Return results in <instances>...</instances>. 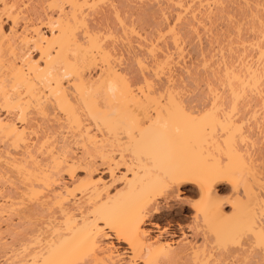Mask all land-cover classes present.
Wrapping results in <instances>:
<instances>
[{
	"label": "bare ground",
	"instance_id": "obj_1",
	"mask_svg": "<svg viewBox=\"0 0 264 264\" xmlns=\"http://www.w3.org/2000/svg\"><path fill=\"white\" fill-rule=\"evenodd\" d=\"M107 1L108 3L112 2V0H51V9L57 7L59 13L56 11L58 13L56 18L45 17V22H43L44 24L42 23V25L47 29L46 33L42 32L35 23L29 22L31 23L29 24L25 21L24 22L28 25H22L23 30L21 29V32L17 33L15 28L16 17L13 15V7L16 0H0V112H4L5 114H0V140L2 144L4 142L3 151L9 149L4 152L5 155L1 153L3 148L0 149V161L3 163L2 166L6 168L3 170L7 173H13L14 170V175H10L14 177H19L20 175L23 181L20 180L21 178L18 179L22 183L24 182L23 185H25V187H21H24L23 189L25 191H23L25 193L31 194L30 196L33 199L35 196H37L36 199H38V195H41V198L39 195V200L34 199L35 202L33 201L29 205H26L24 211L22 210L23 215L21 216H23L24 221L21 218L23 221L21 228L17 224V228H20L18 230V232L20 231L19 233H17V231H15L16 233L13 232L14 228H12V224H10L11 227H7L10 229L8 232H12V235L10 234L12 239L15 238L18 241L19 238L20 240L18 242L19 244L21 242V244L19 247L20 249L16 251L17 253L12 249L13 252L10 251L13 254L9 255V257L6 255V263L10 261L15 264H213L215 251H213L214 241H220V243L223 244V251L225 250L227 253L226 255H230L235 254L236 250H233L235 247L230 248L231 245L228 248L227 244L234 242V244H232V246H234L236 243H239L238 241L244 239L243 252L247 261H245V264H254L257 262L254 257H258L257 260H261V263L264 264V154L262 151H259L256 156L250 155L248 158L245 157L246 155L244 156L245 153L240 150V145L242 146V143L248 142L250 137L248 138L245 136L243 122L238 123L234 118L237 109H239L237 102L243 99V97L245 98V91L251 92V90H258L256 93H259L261 86L259 87L258 81L260 82L261 79L259 80L257 77V72L253 71V69L251 70L250 67L243 68L242 66L243 70L245 69L247 73L245 79H241L240 73H233L230 70L224 74L226 76L225 78H228L227 80L225 79L226 84H234L233 81L238 83V85L237 83L235 84L238 86V90L231 88L234 87L232 84L231 87L230 85H226L229 88L228 90H230L229 93L232 94V98L234 99L229 110L224 108V103L217 102L218 94L216 95L215 93L209 109L202 114L194 115L193 111H190L184 106L183 102L179 99L180 97H177V93L173 92V88L171 87L173 84L170 86L172 91L171 89H166V91L163 90V92H167L164 98H162V94L160 93L156 96L157 94L153 91V89H156L155 87L152 88L154 84L148 83L150 80L148 81L147 78L144 77V74L142 76L143 80H141L146 88L144 87L145 92L142 91L144 88H141L142 90L138 88L140 90H138L139 94L141 95V98H138V96L132 92L133 89L131 90V88L134 87L131 85L132 83L130 82L131 84H128L125 78L121 77L122 75L117 74L114 70L116 68L113 69V67L110 66L113 58V56L111 57L112 53H110L111 49L109 50L107 48L108 46H106V43V45L103 43L104 47L106 46V48H104L102 41L104 40L107 42L105 39L110 38L112 35L109 37L103 36L106 33L102 34L101 30L87 27V17L90 15L94 16V14L98 12L100 13V9L103 6H100L101 8L98 9V5H101L103 2L107 3ZM117 1L118 3L120 2V0ZM180 1L181 0L177 2L179 7L184 8L185 5V9L180 8L183 10V14L179 12L181 15H184L187 10L194 13V10H190L194 9L193 7L190 8L191 5L186 8L188 4H182L181 2H184V0ZM192 1V4L195 3L196 6L199 7L200 5L201 7V5L207 4L208 0ZM213 1L218 2V0ZM166 2H168V0ZM187 2L189 3V1ZM197 3L199 5H197ZM253 3L255 4V1H253ZM259 4L255 6L257 10H259V8H257ZM64 5L68 8V12L65 10L63 12ZM113 5V8L109 7L111 4L107 6L114 10L117 9L116 6L114 8ZM204 8L206 9V7ZM255 8L252 7V9ZM198 9L195 7V13L200 11V9ZM208 9L210 10L209 6L207 10ZM96 10L98 11L97 13H95ZM252 11L256 12V10ZM102 12L103 11L98 14L100 17L103 14ZM113 12L115 16V11ZM165 13H162L161 16ZM4 15L9 19L8 21L11 25L14 26L12 28L10 25V30L8 29L9 32L3 29L1 20ZM181 15H178V17ZM196 15L190 14V17L192 16L193 19L194 16V20L196 21ZM93 16V20L98 18L94 17V19ZM163 16L164 18L166 17L165 15ZM203 16L204 15H202V17ZM116 17L117 21L119 20L118 22H120V14L119 16L116 15ZM90 21L92 20L90 19ZM262 24L264 25V23ZM187 27L189 28L190 26ZM89 29H91V31ZM175 38H177V36L174 37L172 43L176 44L178 41L176 42ZM151 47L153 46L151 45ZM162 49L164 48L161 47V50ZM30 50L38 54L37 59L32 58L33 56L31 57ZM148 50H150V48ZM151 51L152 50L147 51V53ZM258 51V57L260 58L261 56L262 58L264 56V49L261 50V48H258ZM180 53L181 51L178 50L177 56L178 54L180 55ZM167 54L168 53H166V55ZM166 55L163 53L165 58L167 57ZM167 58L170 59L169 55ZM167 58L166 60L164 59L163 65H166V62L169 61ZM172 58V61H170L174 63ZM100 60L106 65V69L105 71L103 70L101 77L94 81L86 79V76L84 78L82 73L88 71L86 69L91 66L96 67V62L99 63ZM160 60L159 64L161 65L163 61L160 63ZM113 61H115L114 58ZM139 62L140 61L137 62V66ZM171 63L169 64L168 62L166 66L173 67ZM143 65L141 67H143ZM160 65L154 67L160 70L162 69L161 66H163ZM143 69L144 68H142V70ZM227 69L228 68L224 71ZM157 70L155 71L156 73L154 72L155 75L157 74ZM160 72L162 71L160 70ZM169 72H167V75ZM229 74H231L230 77H228ZM262 75L264 77V74ZM65 78L67 79L65 82L69 81L68 78H70V81L67 82L68 86H70L69 88H73L74 91L78 92V99L80 98L84 103V106L79 108L83 109L86 107V112L88 110L85 114L87 115L89 113L90 117L88 115H85V117H88L87 119L83 117L85 124L87 121L89 122L87 126L81 121L82 116L79 117L82 114L79 115V112H77V101H75L73 97L71 98V95L68 94L62 84L64 81L62 79ZM166 82L164 83L165 86ZM263 82L264 80L260 83ZM110 85L114 86L113 90H110ZM257 86L259 88H257ZM175 88L174 91H176ZM234 88H236V86ZM176 89L178 90V87ZM74 95L75 93L73 96ZM160 99L164 101V103H161ZM148 108H153L152 116L149 114V111H147ZM53 109L54 111L58 109V114L60 111L63 113L60 112L61 116L60 114L59 116L62 117L63 115L62 118L65 119L64 121L69 122L73 126L71 129L74 128V130H76L72 131L76 136H79L78 141L83 142L81 141L83 139L87 141L85 142L87 143L85 149L83 148L85 147L83 146L85 143H80L81 147L83 146V150H85L83 152L84 154L82 153L83 156H80L81 159H76L77 157H74L75 154H71L72 150L66 143L65 145L62 144L64 146H60L61 148H58L56 142L55 145H53L54 142L51 141L52 144H49V140L48 142L45 140L48 135L46 136L40 133L41 136H46L44 137L45 139H40V136L38 139L36 138L35 134H38L35 132L37 126H34V128L36 127L34 130L32 122L34 123L36 117H38L37 119L49 118L50 115L54 113ZM10 114H13V116L10 117ZM32 115L33 117H31ZM59 116L54 113V117L50 118H54V120H52L57 122V117L59 120H62ZM115 117H120L124 123L126 121V123L128 122L131 124V128L135 133L134 135L131 134L132 136L129 137L131 144L134 142V144L138 146L140 143L141 146L139 145V147H142V144L147 143L145 145L146 147H144L151 151V154H148L149 152L144 150L147 152V155L146 157L142 156V154H144L142 153V149V151H140L142 154L139 152V156L136 155L138 152L136 153L135 150H133L135 152L131 151L133 155H126L122 150V148L126 146L121 144L120 141H116V147L108 146L109 143H107L106 147L101 144L99 140L100 137L96 138V131H94L95 133L92 132L94 135L91 134L92 130L89 132L92 128H98L99 126L96 125L99 123H101V125L103 124V126L105 125V127L107 125L108 128L111 126L110 124L112 122V125H119L117 122L114 123L113 120H115ZM30 118L35 119L31 120ZM118 118L116 120H118ZM49 119L47 120L50 122L51 119ZM17 120L21 125L17 124ZM59 120L58 123L60 122ZM89 120L92 121L91 123H96V125L92 124L93 127L91 126L88 128L91 124ZM142 120H145V122L147 121L146 127L144 128H141L140 125ZM64 121L62 123H64ZM65 125L69 126L66 122ZM97 128L95 130H97ZM97 131L99 132V130ZM99 133L102 132L100 131ZM33 134L35 137L32 140L36 138V141L31 143L30 137ZM90 134L93 136L91 137ZM162 137L165 141L163 140L164 142L158 145V140ZM94 138L99 140L98 142L100 143L91 141L95 140ZM34 142H36V144H34ZM237 143H241L239 147H237ZM137 146L134 145L132 148L135 147L136 149ZM222 146H225L223 149H225L226 152L228 150L227 154L230 153L229 155H232L234 159L237 158L236 163L231 167H234V165L239 166L235 167L236 169L231 168L233 171L225 168L226 165L224 164L223 167H221L220 165L222 164L214 158V160H208L212 155V153L209 152L215 150L218 154ZM138 150H140V148ZM8 151L10 152L7 153ZM131 152L130 154H132ZM226 152L222 153L226 154ZM114 153L118 154L116 155L117 159L114 158ZM134 153L136 154L134 155ZM2 154L4 159L2 158ZM71 155H73L74 158ZM245 158L249 159V162L246 161ZM94 159H99L98 165H96V160L94 161ZM232 161V163H234L235 160ZM255 161L258 163L256 164ZM2 166L0 171L3 168ZM118 168L124 170V172L116 177L114 174L117 172ZM7 169L11 171H7ZM98 169H101V171H98ZM234 169L239 173L235 175ZM77 170H83L82 172L85 171L83 178H76L75 172ZM5 171H3L4 173H0V176H2V174L6 176L7 174ZM96 173L101 176L108 175V180L111 183L109 182V185L104 183V179L101 178L100 175H98V178H95L94 175ZM62 175L66 176V179H62ZM5 178H7V180L9 179L8 176ZM10 180L11 179H9V181ZM20 181L19 183H21ZM117 182H121V188L116 190L112 189V185ZM223 182L231 185L234 192L240 186L242 188V191H240L243 192L242 196L244 195L242 198L244 201L238 200L237 198L241 199L239 197L240 194L238 195L239 190H237L238 192H233L234 198L231 205L233 204L232 207H235L234 212L237 211L239 215L235 216L237 212L231 214L234 216L233 218L238 216L235 220L230 215L229 217H224L226 224L230 223L227 225H225L224 222L221 224L225 214L221 217L220 213L222 212H220L219 207H217L220 203L217 204L215 198L217 197L216 186ZM188 184L194 186L199 196V201L197 203L189 205V208L194 212V224L192 225L191 235L194 237L198 231L197 229L200 228L198 226H201V224L198 223V219H201L202 223L205 224V226L202 224L203 227L206 228L205 238L203 237V245H201V247H195V245H191L192 243H178L176 246L172 247L169 243L160 241L159 239L147 238L145 236L146 231L143 227L146 220L151 217L155 218L152 215L159 214V200L168 202L171 197H178V192L182 190L180 188ZM238 184L239 186H237ZM10 193L7 196H10ZM25 193L24 195L27 197ZM1 195H4V193L0 194V196ZM6 197L4 200H7ZM27 198L30 200V197ZM239 202L242 204L240 203V205ZM1 203L0 201V214L2 215L3 213L1 211H4V208L6 211L8 206L6 207V204L3 203L2 208ZM10 205L8 209L10 210L11 208L12 210L14 205L12 203H10ZM51 210L53 214L48 213L50 216L52 215L49 217L46 213L52 212ZM45 214L51 218L49 220H52V222L50 221V223L48 222L49 220H46L47 229L41 233V227L39 226L40 228L38 229L36 225L38 226V221H41L38 218L41 217L42 219V217H45ZM35 216L38 220H35ZM31 218H34L37 224L31 222ZM40 223H42V221ZM203 227L202 229L204 230L205 228ZM17 228L15 227V229ZM38 232L41 234H38ZM179 233L183 235L181 231H179ZM173 235H176L175 232ZM220 235H222V237ZM110 238L116 240L118 243H123L126 248H124L121 253L113 251L112 245L108 246L109 244L106 245L103 243V239L110 240ZM18 253L21 255L19 260H15L17 261L16 263L14 259H18ZM244 254L242 256H244Z\"/></svg>",
	"mask_w": 264,
	"mask_h": 264
},
{
	"label": "rangeland",
	"instance_id": "obj_2",
	"mask_svg": "<svg viewBox=\"0 0 264 264\" xmlns=\"http://www.w3.org/2000/svg\"><path fill=\"white\" fill-rule=\"evenodd\" d=\"M166 1L167 0H122V1L120 0V2L118 3L117 0H112V2H109V3H108V1H107V3L103 2L101 5L100 4L98 5L99 6L98 9H100L102 6L104 7V8L102 7L100 9V13H101V11H103L102 12L103 14L100 17V15H98L100 13L96 10L95 13L98 12L97 14H94V16L90 15L89 17H87V22H86L87 27L88 28L90 27L91 29L94 28L96 30L97 29L101 30L102 34H104V33L108 34V35L105 34L103 36L109 37L112 35L110 38L105 37L108 39L104 38L105 40H107V42L102 39L103 40L102 44L103 43L107 44V45L106 44L105 45L108 46L107 48L109 50L111 49L110 50L111 51L110 53H112L111 57L113 56V58L115 60V61H113V58H112V62L110 61L111 62L110 66H112L113 69L116 68L114 70L117 72L118 75H122L121 77L125 78V80L128 82V84L132 83L131 85H133L134 87L131 86L132 87L131 90L133 89L132 92L136 96H138V98H141L140 97L141 95L139 94L140 90L138 88L143 89L145 87V85L143 84V81H142L143 80L142 76L144 74V77H146L148 81L150 80L148 83L154 84V86L152 85V88L155 87L156 90L153 89V91H154V93L157 94V95L155 94L156 96H158V94L160 93V94H162V98H164L165 94L167 93V92H165L166 89L167 90L171 89V91H172V88H173V92L177 93L176 94L177 97H180L179 99L181 100V102H183L184 106L187 107V109H189L190 111H193L194 115L202 114L203 112H205L206 110L209 109L210 104L213 101L215 93H216V95L218 94L217 102H221L222 104L224 103L223 104L224 108L229 110L230 105H232V102L234 101V99L232 98V94L229 93L230 90H228L229 88L226 85H230V87L232 85L234 87L236 86V88H234V87H231V88H233L234 90L235 89L238 90V86H237L238 83L236 82L237 85H235L236 84L235 81H233L234 84L233 83H230V84L225 83L228 78H225L226 76L224 74H226V72H228V70H230L233 73L234 72L240 73L239 75H241V79H245L247 77L246 76L247 73H246L245 69L243 70V68L244 67H250L251 70L253 69V71L257 72L256 73L257 77L259 78V80L261 79L260 82H262V80H264V77L262 75V74H264V64H263L264 63V56L262 58H261V56H260V58L258 57V52H259L258 48H261V50L264 49V25L262 24V23H264V0H250V1L249 0H247V1L246 0H242V1L241 0H218V2H214L213 0H208L207 4H204L203 6L201 5V7L197 3V5H199L200 8L198 6H196L195 3H194L195 5L192 4L193 3L192 0H186V2H185V0H184V2L181 0L182 2L181 1L180 2L182 4H184V3L188 4L186 6V8L190 7V5H191L190 8H192V7L194 8V9L188 8L190 10H194V13L192 11L189 12V10H187L189 13L186 11L185 12V14L187 13L186 15L185 14L181 15V14H183V12H182L183 10H181V9H185V5H184V8L179 7V5L177 4V2L179 0H168V2H166ZM187 1H189V3H191V4H189ZM215 1H217V0H215ZM253 1H255V4L253 3ZM256 1L258 2V4L261 3V4H259V7H257V8H259V10H257L255 8V6H258ZM50 3H51V0H42V1L41 0H38V1L37 0H16V3L13 7V10H14L13 15L16 17L15 18V21H16V24H15L16 27L15 28H16L17 33L21 32V29L23 28V26L28 25L25 22H27V23L33 22V24L35 23L37 25V27L40 30H42V32L46 33L47 29L44 27V25H42V23L45 22L44 19H46L48 17L56 18L58 13H59L57 11V7L56 8L53 7V9H51L52 7L50 6L51 5ZM113 3H114V5H113ZM166 3H169L171 7L169 6V4H166ZM252 3L254 6L252 5ZM105 4H107V5L111 4V6H109V7H112V5H113L114 8L116 6V8L119 11L117 9H115V10L112 9L113 7L108 8V6ZM207 5L209 6L210 10L209 9L207 10V8H208ZM65 6L66 5H64L63 12H64V10L67 11V9H68ZM195 7H197V9L198 8L200 9L199 12H196L197 15L195 13ZM204 7H206V9ZM252 7L255 9H252ZM201 8L203 10L204 9L205 10L203 11ZM107 9L108 10L110 9V10L108 11ZM104 10H106V11H104ZM112 10L115 11L116 15L119 16V14H120V17H119V19L121 18L120 22H118L119 20L117 21V19H116L117 17H116V15L114 16V12ZM166 10H168V11H166ZM252 10H256V12L252 11ZM167 12H169V13H167ZM105 13H106V16H105ZM162 13H165V14H163L166 16L165 18L163 15L161 16ZM190 14L196 15L197 18L195 17V19L197 22L194 20V16H193V19H192V16L190 17ZM103 15H104V17H103ZM178 15H181L183 18L181 16L178 17ZM187 15H188V18H187ZM202 15H204V16L202 17ZM92 16H93V18L94 17L95 18L98 17V18H96V19L94 18L95 20H93ZM185 16H186V18H185ZM160 17L161 18L163 17V18L161 19ZM200 17H202V18H200ZM205 18H207V19H205ZM90 19L93 22L90 21ZM176 19L177 20L179 19V20L177 21ZM258 19H260V20H258ZM8 20L9 19H7L5 17V15L2 16L1 21L3 24V29L6 32H9V30H10L9 27L11 25V23ZM188 20H189V22H188ZM95 21H97V22H95ZM31 23H29V24H31ZM187 26H190V27L188 28ZM11 27L13 28L14 26L11 25ZM257 28H258V30H257ZM91 29H89V30L91 31ZM171 29H173V30H171ZM136 31H137V33H136ZM100 34H101V32H100ZM176 36H177V38H175V41L176 42L178 41V42L175 44V43H172V40H174V37H176ZM172 37H173V39H172ZM116 38H117V40H116ZM104 44H103V47H104ZM151 45L153 47H151ZM106 46L104 48H106ZM161 47L164 49L161 50ZM149 48H150V50H152L151 52L153 54L151 52L147 53V51H150V50H148ZM178 50L181 51L180 55H182V56H180L179 54L177 56ZM30 51H31V57L33 56L32 58L37 59L38 54L33 50H30ZM167 51H169V52H167ZM182 51H183V53H182ZM165 52L168 54L166 55ZM175 52H177V53H175ZM163 53L167 57L169 55V58H170V59H168L166 57L169 60L166 62V65L168 62H169V64L171 63V61H172L171 58L173 56L172 59H173L174 63H171V65L173 67H171V66L167 67L165 64L163 65L164 61L166 60L165 56H163ZM149 54H151V55H149ZM259 55H260V53H259ZM177 58L179 59V62H178ZM140 59H142V60H140ZM97 60H98V58H97ZM159 60H160V63L163 61L161 63V65H163L165 67V69L163 66H161L159 64ZM138 61H140L138 63L140 65V67H139V65L138 66L136 65ZM100 62L102 63L101 60L99 61V63L96 62V64H95L96 67L91 66L90 68L86 69L88 71L84 70L86 72L83 71L84 73H82V76L84 78L86 76L87 77L86 79L92 80V81L100 78L101 75L103 74V70L105 71V69H106V65H104L105 63L101 64ZM157 62H158V64H157ZM261 62H263V63H261ZM230 63H232V64H230ZM259 63H261V64H259ZM142 65H143V67H141ZM158 65H160L161 68L163 69V70L160 69L162 72H160V70H157V68L154 67V66L157 67ZM226 65H228V66H226ZM232 65H233V67H232ZM102 66H104V67H102ZM242 66H243V68H242ZM225 67L228 68L226 71H224L226 69ZM142 68H144V69L142 70ZM168 68H169V70H168ZM156 70H157V74L155 75L154 72ZM167 72H169L168 75H167ZM227 75H228V73H227ZM230 76H231V74H229L228 77H230ZM260 77H263V78H260ZM62 80H64L62 82V84L65 87L68 94L71 95V98L73 97L75 99V101H77L76 107H78L77 109L79 110V111L77 110V112H79L78 113L79 115L82 114L79 117L82 116V119L81 118L80 119L83 122V124H85V122L83 121V117H85V115H86L85 114V112H86L85 108L86 107L83 108L84 110L79 108V107L82 108L84 106V103L80 100V98L78 99V97H77L78 92L74 91L73 88H69L70 86H68L67 82L70 81V78H68L69 81H67V82H65L67 80L66 78L62 79ZM64 82L67 84V86ZM165 82H166L167 87L164 84ZM230 82H232V81H230ZM260 82L258 81L259 87L261 86L259 89V93H258L259 95L256 93L258 90L257 91L251 90V92L245 91L246 92V94H244L245 98L243 97V99H240L239 102H237L238 103L237 106L239 109H237L236 115H234L236 122H238V123L243 122V131L245 132V136L248 138L250 137V139L246 138V139H248V142L242 143L243 144L242 146L240 145L241 143L240 144L237 143V147H239V145H240V150L244 151L245 154L244 153L243 154H244V156L246 155L245 156L246 158H248L250 155L256 156V154L259 151H262L264 154V149H263L264 148V106H263V104H264L263 103L264 102L263 101L264 100L263 99L264 98V82L263 83H260ZM171 84H173V85L171 86ZM168 85H169V87H168ZM170 86L172 88H170ZM164 87H166V88H164ZM175 87L176 88L178 87V90ZM259 87L257 86V88H259ZM145 88L143 90L142 89L141 90L145 92ZM174 88L176 91H174ZM163 90H165L164 91L165 93L163 92ZM156 91H158V92H156ZM74 93H75V95L73 96ZM240 98H242V97H240ZM161 103H164V101L161 100ZM261 103H263V104H261ZM54 109H56V108H54ZM54 109H53V111H54ZM57 111H58V109H57ZM57 111L55 110L54 113H55V115L59 116L61 111L59 110L60 111L59 114ZM80 111H82L83 113ZM147 111H149V114L151 116L153 115V108H148ZM87 112H88V110H87ZM54 113L51 114L52 116L50 115V117H54ZM0 114L3 115L4 112L3 113L0 112ZM87 115L89 116V113ZM9 116L11 117V116H13V114H10ZM34 116H36V115H34ZM60 116H61V114H60ZM31 117H33V115ZM62 117H63V115H62ZM62 117H60V118H62ZM37 118L38 117H36V119L33 118V119H35L34 123L31 121L33 124V129L35 130L36 127L34 128V126H37V130H35L36 133H38V134L41 133V134H44L46 136L47 135L49 136V137L48 136L46 137L44 135L41 136V134L40 135L35 134L37 139L39 138V136L41 137L40 139L46 137V139L45 138L44 139L47 140V142L49 140V142H50L49 144H52L51 143V141H52V142H54L53 145H55V142H56V144L58 145V148L60 146L61 147L64 146L66 143V145H68L69 148L73 152L72 153L70 151L71 154H73V155L75 154L74 157H77L76 159H81L80 156L85 151V150H83V148L85 149L87 147V146H85L87 144L85 142H87V141L85 139L81 140L85 143L83 145L85 147L82 146L83 147L82 148L80 143L83 144V142L78 141L79 136L77 135L78 136L77 137L75 135V133L72 131V130H74V128L71 129L73 126L69 122L64 121L65 119H63V118H62V120L61 119L59 120L58 117L56 120L57 122L53 121L54 118H52L53 120L51 118H50L51 120L49 118H46V119L42 118L44 120H42L41 118L40 119H37ZM55 118H56V116H55ZM85 118L87 119L88 117H85ZM117 118L118 117H115L114 118L115 120H113V121H114V123L117 122V124H119V125H116V124L112 125L113 122L111 123V121H112L111 120L110 125L112 127L109 126V128L111 127L110 129L107 127V125H106V127H105V125L103 126V124L101 125V123L96 125V123L95 124H94V122L91 123L92 121L89 120L91 124L88 126V128H90L91 126L93 127V125L99 126L98 127L99 129L97 127H95V129L97 128V130H99V132L101 131L102 133H99L97 130H95L93 128L90 129L89 132L92 130L91 134H93L92 132L96 131V133L94 132L95 136L96 135L98 136V137L96 136V138L100 137L99 140H100L101 144H103L106 147H107V143H109L108 146L116 147V145H117L116 141L117 140H118V142L120 141L121 144L126 146V147L122 148V150L124 151V154H126V155H129V156L133 155V153L131 151L135 150L136 153L138 152V154L134 153V155L136 154L139 156V152L142 151V149H143V151L146 150L147 152H149L148 154H151V151H149L145 148L146 147L145 145L147 143L142 144L143 145L142 147H139L140 143L138 146L136 144H134V142H132V144H131L129 137L135 134L131 128V124L128 122L126 123V121L124 123V121L120 117L118 118V120H116ZM30 119L33 120L32 118H30ZM47 119H49L50 122ZM89 119H92V118H89ZM58 120L60 121L59 123H58ZM63 121H64V123H62ZM16 122L18 125H21V124H19L18 120ZM65 122H66V124L68 123L69 126L65 125ZM99 122H101V121H99ZM146 122H145V120L141 121V124H140L141 128L146 127ZM88 123L89 122L87 121L85 126H87ZM111 129H114V130H111ZM74 131H76V130H74ZM76 134H77V132H76ZM37 135H38V137H37ZM93 135H91V137ZM35 136L33 134L31 136L32 138L30 137L31 143L33 141H36L35 140L36 138L34 140H32ZM80 139H82V138H80ZM57 140H59V141H57ZM99 140L95 139V140H91V141L98 142ZM163 140L165 141V139L163 137L159 138L158 145L163 143L164 142ZM1 142L2 141L0 140V149L3 148L1 150V153H4L6 150H9V149L5 148L6 150L3 151L4 150V146H3L4 142H3V144ZM77 142H79V143H77ZM100 142H98V143H100ZM141 142H145V141H141ZM34 144H36V142H34ZM62 144H64V145H62ZM88 144H89V142H88ZM133 144L135 146H137L136 149H135V147L132 148V146H134ZM57 145H56V147H57ZM138 147L140 148V150H138L139 149ZM223 148H225V146L220 147V151L225 153L226 151ZM135 151H133V152H135ZM143 151H142V153H144V154H142L141 152H140V154H142V156L146 157L147 152H145V151L143 152ZM210 151H211V149H210ZM220 151L218 154H217V151H215V150H212L211 152H209V153H212V155L215 157H213L211 154H209L211 156L208 158V160L214 158L220 164H222V165H220L221 167H223V164L226 165V167L225 166L224 167L228 168V170H232L233 168L239 166V165H236V166L234 165V167H231V166H233V164L236 163L237 158L234 159V157H232V155H229L230 153L227 154L228 150H227L226 154H223ZM9 152L10 151H8L7 153H9ZM130 152L132 154H130ZM4 155H5V153H4ZM73 155H71V156L73 157ZM116 155H118V154L114 153V158L117 159ZM0 156H1V154H0ZM2 158H3V154H2ZM216 158H219V159H216ZM0 160H1V158H0ZM232 160H235L234 163H232L233 162ZM248 160L249 159H246V161H248ZM94 161H95L96 165L99 164V159H94ZM257 163L258 162H256V164ZM2 164H3L2 161H0L1 166H2ZM1 166H0V169H1ZM4 168L5 167L2 168V170H1L2 172L0 171V173H4L3 172V171H5V170H3ZM235 169H234V171H235ZM8 170H10V169H7V171ZM237 170H238V168H237ZM82 171L77 170L75 172L76 178L80 179V178L84 177L85 171L84 172H82ZM98 171H101V169H98ZM236 171H235V175H236V173H239ZM122 172H124V170L118 168L117 172H115L114 175L117 177ZM5 173L7 174V175L6 174L5 175L8 176V178L11 179L12 181L11 180L9 181V179L7 180V178H5L6 176H4L3 174H2V176H0V178H3V179H0V190H1L0 194L4 193V195L0 196V201L2 202L1 206L3 203H5L6 207L8 206V208L11 206L10 203H12L14 206L12 205L13 206L12 210H11V208H10V210L7 208L5 211V208H4L3 209L4 211H1L3 214L2 215L0 214V243H1L0 244V264H7V263L10 264L11 263L10 261H9L10 263L9 262L6 263V261H5L6 255H8V257H9V255L13 254V253H11L12 249L14 252H16L20 249L19 247H20L21 242H20V244L18 242L20 239L18 238V241L15 238L12 239V237L10 236V234L12 235V232H8L10 230V229H8L9 226L11 227L10 224H12V228H14L13 232L17 231V233H19L20 231L18 232V230L21 228V225L23 224V221H24L23 216H21V215H23L22 212L24 211V207H26V205H29L33 201L35 202L34 199L37 198V196H35V198L33 199L30 196L31 194L29 195V194L24 192L25 190L23 188L25 187V185H23L24 182L22 183L20 181V180H22L20 175H19V177L15 176L16 178L14 176H12V175H14V170H13V173L12 172L7 173L6 171H5ZM10 174H12V175H10ZM15 174H17V173H15ZM98 175H100V174L96 173L94 175V177L98 178L99 177ZM100 177L104 179V183L109 185L110 181L108 180L109 179L108 175H102V176L100 175ZM18 178L19 179L21 178V179L19 180ZM61 178L66 179V176L62 175ZM16 179H18V180H16ZM237 179H238V177H237ZM19 181L21 183H19ZM21 186H24V187L22 188ZM237 186H239V184ZM231 187H232L231 185L224 183V182L219 183L216 186V189H217L216 196L217 197H215V198L217 200L216 201L217 204L220 203V204H218L219 206H217V207H219V211L222 212V213H220L221 217L224 214L226 215V216L225 215L223 216V218H222L223 221L221 220L222 221L221 224L224 222L225 225L230 224V223L226 224L224 217L226 218V217H229V215H230L233 218L234 216L231 214H233V213L235 214L237 212V211L234 212L235 207L233 208L232 207L233 204L231 205V202H233L232 200L234 198L233 194L237 190H239V192L238 191L237 192H238V195L240 194L239 197L241 198V199H239V198H237V199L244 201V199H242L244 197V195L242 196L243 192H241L242 188L240 186L238 187L239 189L236 187L237 189L234 192L233 188H231ZM18 188L19 189L21 188V189L19 190ZM111 188L114 190L121 188V182L114 183V185H112ZM180 189H182V190H180L181 192H178V195H177L178 197H171L168 200V202H164V201L159 200V203H158V207L160 208L159 214L152 215L155 218L151 217L148 220H146L145 225L143 227L144 230L146 231L145 236L149 239H159L160 241H164L166 243H169V245H172V247L176 246V244H178V243H184V244L185 243H190V244L192 243L191 245H193V246L195 245V247L196 246L201 247V245H203V243H204L203 239L205 238L204 235L206 232V228L203 227V225L205 226V224L202 223L201 219H198L199 221L197 220L198 223L201 224V226H198L200 228L197 229L198 231L196 232V234L193 237L191 234H192V227H193L192 225L194 224V222H193L194 221V212L191 210V208H189V205H193L199 201V196L196 193L194 186H192L190 184L184 185ZM110 191H113V190H110ZM8 192L9 193L11 192L12 194L10 193V196H7L9 194ZM24 193L27 195V197H30L31 201L28 200L29 198L25 197ZM39 195H38V199H36V200H39ZM4 196L5 197L7 196L6 197L7 200L6 199L4 200V198H5ZM40 198H41V195H40ZM241 202H239V204ZM2 208H3V206H2ZM48 213L53 214V211L46 213L49 217H51L52 215L50 216ZM46 214H45V217L47 216ZM236 215H239L238 212H237V214H235V216ZM18 216H21V217H18ZM48 216L46 217L48 219H46L45 217H42V219H41V217H39V218L37 217L39 220L42 221V223H40L41 221L40 222L38 221V226L36 225V227L38 229L41 227V229H40L41 233H43L47 229V227H46L47 221L46 220L51 219ZM237 217H235V218H237ZM21 218L23 219V221ZM235 218H233V219L235 220ZM38 219H36V216H35V220H38ZM31 220H32L31 222H33V223L36 222V221H34V218L33 219L31 218ZM230 220H231V218H230ZM230 220H228V221H230ZM20 221H22V222H20ZM50 221L52 222V220H49L48 222H50ZM218 222H220V221H218ZM17 224L20 226L19 229L17 228ZM35 224H37V223H35ZM200 224H198V225H200ZM14 226L17 229H15ZM202 227L205 229L203 230ZM11 231H12V229H11ZM179 231H181L183 235H181L179 233ZM39 232H38V234H41ZM174 232L176 234L175 236L173 235ZM220 236L222 237V235H220ZM11 239L16 240V241H12ZM241 239H243V238H241ZM243 241H244V239L238 241L239 242L238 244L235 242L237 245L235 244L234 246H232V244H234V242L227 244L228 248L231 245L230 248L235 247V248H233V250H236L235 254H230V255L229 254L226 255L227 253L225 252V250L223 251V247H222L223 244L220 243V241H214L213 251L214 250L215 251H214V263L213 264H245L247 261H246L245 254L243 252V249H244ZM103 243L106 245L109 244L108 246L112 245L111 246L113 248L112 250L118 251L119 253H121L123 251V249L126 248V246L123 243H118V242H116V240L111 239V238H110V240L109 239H103ZM2 247L5 249H3ZM224 252H225V255H224ZM255 252H256V250H255ZM243 254H244V256H242ZM256 254H257V252H256ZM20 255L21 254L18 253V255H17L18 259H14V262L17 263V261H15V260H19ZM255 256H257V255H255ZM257 258L258 257H256V258L254 257V259L257 261L254 264H258L259 262H260L259 264H263V263H261V260H257ZM11 264H15V263H11Z\"/></svg>",
	"mask_w": 264,
	"mask_h": 264
},
{
	"label": "clouds",
	"instance_id": "obj_3",
	"mask_svg": "<svg viewBox=\"0 0 264 264\" xmlns=\"http://www.w3.org/2000/svg\"><path fill=\"white\" fill-rule=\"evenodd\" d=\"M114 89V86L110 85V90H113Z\"/></svg>",
	"mask_w": 264,
	"mask_h": 264
}]
</instances>
